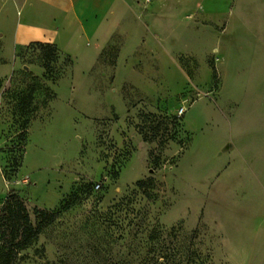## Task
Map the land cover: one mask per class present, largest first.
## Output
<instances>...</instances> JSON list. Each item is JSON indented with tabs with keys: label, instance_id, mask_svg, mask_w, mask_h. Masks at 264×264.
Here are the masks:
<instances>
[{
	"label": "rangeland",
	"instance_id": "rangeland-1",
	"mask_svg": "<svg viewBox=\"0 0 264 264\" xmlns=\"http://www.w3.org/2000/svg\"><path fill=\"white\" fill-rule=\"evenodd\" d=\"M112 6L77 61L0 42V209L59 213L13 264H264V0Z\"/></svg>",
	"mask_w": 264,
	"mask_h": 264
},
{
	"label": "crops",
	"instance_id": "crops-1",
	"mask_svg": "<svg viewBox=\"0 0 264 264\" xmlns=\"http://www.w3.org/2000/svg\"><path fill=\"white\" fill-rule=\"evenodd\" d=\"M115 1L0 0L1 50L39 42L77 61Z\"/></svg>",
	"mask_w": 264,
	"mask_h": 264
},
{
	"label": "trees",
	"instance_id": "trees-1",
	"mask_svg": "<svg viewBox=\"0 0 264 264\" xmlns=\"http://www.w3.org/2000/svg\"><path fill=\"white\" fill-rule=\"evenodd\" d=\"M17 48H23L25 50L39 48L44 50L46 55L50 52L45 50L51 49L52 56L54 53H59L69 58V56L63 52L61 53L51 44L33 42L27 46H18ZM135 186L141 194L148 198L150 194H148L147 190L153 189L154 181L148 178L139 181ZM132 202V199L125 198L114 204L110 209L111 213H109V216L113 217L115 214L122 213L126 207L131 206ZM33 212L37 220L35 224H31L21 198L14 192L9 194V197L0 209V264H13L16 255L34 245L39 235L50 228L59 218L58 212L48 213L39 209H34ZM130 212H132V210H130ZM141 225L142 223L138 222V224L133 226L141 229ZM158 234L157 232V235ZM137 235L138 234L132 236L134 241L137 240ZM141 236L142 232L138 235L139 243L130 249V257L132 256L135 260L127 263L124 261L118 262L116 264H179L172 261L170 263L166 256H160L163 253V248L159 247L154 249L149 245L156 242L158 237L153 238L151 233L147 235V239L144 241ZM150 256H152V258H150Z\"/></svg>",
	"mask_w": 264,
	"mask_h": 264
},
{
	"label": "built area",
	"instance_id": "built-area-1",
	"mask_svg": "<svg viewBox=\"0 0 264 264\" xmlns=\"http://www.w3.org/2000/svg\"><path fill=\"white\" fill-rule=\"evenodd\" d=\"M182 111L178 114L179 116L181 115Z\"/></svg>",
	"mask_w": 264,
	"mask_h": 264
}]
</instances>
